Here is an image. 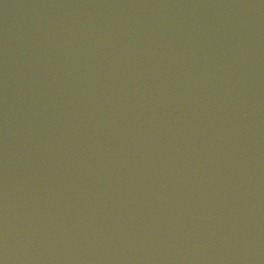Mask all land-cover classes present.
<instances>
[{
    "label": "water",
    "instance_id": "1",
    "mask_svg": "<svg viewBox=\"0 0 264 264\" xmlns=\"http://www.w3.org/2000/svg\"><path fill=\"white\" fill-rule=\"evenodd\" d=\"M0 264H264V0H0Z\"/></svg>",
    "mask_w": 264,
    "mask_h": 264
}]
</instances>
